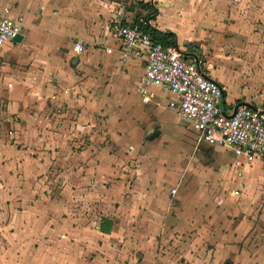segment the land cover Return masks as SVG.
<instances>
[{
	"label": "rangeland",
	"instance_id": "obj_1",
	"mask_svg": "<svg viewBox=\"0 0 264 264\" xmlns=\"http://www.w3.org/2000/svg\"><path fill=\"white\" fill-rule=\"evenodd\" d=\"M259 40L250 46L247 66L211 62V72L243 101L264 107L260 102L264 92V45ZM221 61L225 62L223 58ZM12 65L20 63H10L0 54L1 108L6 107L4 94L8 90L4 67L10 69ZM76 89L66 87L63 95L69 90L81 113L88 99L80 98ZM170 98L172 95L161 101L166 104ZM110 101L102 103L103 109L95 112L93 121L88 122L92 127L87 130L79 126V119L83 125L86 119L69 117V113L59 115L63 106L67 108L63 98L56 105L59 117L51 116V126L47 127L59 134L60 141L65 139L73 156L86 146L92 152L97 149L98 156L102 153L98 160L117 156L118 172L99 185L79 176L81 167L87 163L94 167L98 160L75 159L77 172L68 168L65 173L63 158H51L56 151L47 134L42 140L45 145L31 141L30 145L19 144L20 149L16 148L19 138L15 129L0 136L4 140L0 146L4 155L0 156V176L5 173L9 183L0 198V264H264L259 257L264 255L263 237L256 227L264 208L257 203L264 204V196L253 193L252 181L246 188L241 179L253 166H237L224 148L195 150L193 141L200 143L198 136L182 131L186 129L178 115L167 106L158 108L156 117L151 118L150 112L144 120V106H139L136 92L127 105ZM129 104L135 109L125 113ZM108 107L124 110L107 111ZM145 109L148 113L149 108ZM64 119L75 124L64 127ZM17 120L9 113L4 119L9 125ZM159 133L163 134L160 138ZM12 151L24 155L15 157ZM5 184V179H0V186ZM173 189L176 194H172ZM150 199L152 208L159 204L161 209L167 208L160 212L164 221L154 220ZM103 214L115 221L106 239L94 230Z\"/></svg>",
	"mask_w": 264,
	"mask_h": 264
},
{
	"label": "crops",
	"instance_id": "obj_2",
	"mask_svg": "<svg viewBox=\"0 0 264 264\" xmlns=\"http://www.w3.org/2000/svg\"><path fill=\"white\" fill-rule=\"evenodd\" d=\"M142 2L157 11L156 18L150 21V24L160 31L175 33L178 48L187 56L198 58L205 63L207 75L217 80L223 87L227 105L233 106L237 101H241L259 107L254 102L249 103L245 99L243 101L239 93L234 94L228 86L223 85L224 82L218 76L214 77L211 62L243 68L248 65L250 46L259 39L261 41L258 43L264 45V0H0V14L5 8H9L10 17H22L25 22L23 40L20 43L8 42L0 50L1 56L10 63H20V66L12 65L10 69L4 67L8 74L3 80L8 90L4 94L7 99L4 101L6 110L4 106L0 107V136L5 135L8 130L15 129L16 138L17 136L19 138L16 148L20 149L19 144L30 145L31 141L34 145L37 143L40 146L43 136L46 138L47 134V137L52 138V142L49 143H54L56 151L51 158L55 160L63 158V162L67 164L66 168L64 167L65 173L70 170L76 173L77 167H73L75 159L80 162L81 160L91 162L101 159L102 153L98 156L97 149L92 152L86 146V150L74 153L73 156L65 139L60 141L57 136L59 134L51 133L47 128L51 126V116L53 119L57 116L56 105H60L63 98L66 100L67 108L63 106V113L59 115L69 113V117L78 119L81 117L83 121L86 119L85 125L79 119V126L81 129L87 127V130L92 127L88 122L93 121L95 112L103 109L102 103L109 104L112 103L110 100H115L120 103L119 105L124 103L127 105V100L131 98L133 92L138 95L139 106H144V120L150 116V112L151 118L156 117L158 108L168 107V102L165 104L161 99L171 97V94L160 88L153 89L155 100L151 104L141 103L138 86L144 75L143 68L134 58L129 60L124 58L121 43L115 35L116 22L135 23L143 16L146 17L147 11L137 5ZM79 41L83 43V50L77 54L74 51V44ZM222 58L225 62L221 61ZM261 64L264 66V62ZM216 74L219 75L220 71L217 70ZM66 87L71 89L76 87L79 97L88 99L87 106L81 113L75 108L74 95H68L69 90L63 95ZM89 99H93L94 102ZM260 102L264 105V92L261 94ZM132 105L129 104L130 108H126L125 113L135 109ZM154 105L157 107L152 112L150 108ZM112 108L115 111L124 110L119 107L106 109L112 111ZM145 108H149L147 109L149 114L145 112ZM8 113L18 118L17 122H11V125L6 123L4 119L8 117ZM61 124L70 127L75 122L64 119ZM180 124L186 130L178 129L198 136L190 126L181 122ZM159 135L158 138L163 134ZM3 141L0 140L1 147ZM193 143L196 145L195 150L218 148L203 142L198 143L196 139ZM42 145H45V142ZM224 149L231 155L230 151ZM12 153L15 157L24 155L23 152ZM0 156L4 157L3 154ZM249 166L253 167L249 172H245L241 179L245 181L246 188L247 183L252 181L253 193L264 196V161H257ZM92 167L90 163L81 167L79 172L81 180H90L95 185L102 184L104 179L113 177L112 175L118 172L117 156L102 158ZM7 177L5 173L0 176L6 183L0 186L3 187L0 198L9 189ZM113 190L110 188V191ZM110 191L107 190L106 193H111ZM132 196L131 194L128 199ZM262 205L263 202L257 203V206ZM160 207L162 206L159 204L152 208L150 199V209L154 212L156 221L165 219L160 212L167 211V208ZM261 212L260 225L256 223V227L257 229L260 227L259 234L263 237L261 241L264 242V208ZM103 218L112 223L109 233L101 231ZM97 220L94 230L101 239H106L115 226L114 218L103 214ZM259 257L264 259V255Z\"/></svg>",
	"mask_w": 264,
	"mask_h": 264
},
{
	"label": "built area",
	"instance_id": "obj_3",
	"mask_svg": "<svg viewBox=\"0 0 264 264\" xmlns=\"http://www.w3.org/2000/svg\"><path fill=\"white\" fill-rule=\"evenodd\" d=\"M240 1V0H235ZM9 8L0 14V50L22 34V17L9 16ZM149 21L116 22V38L124 58H134L144 71L138 86L143 105L155 100L154 88L169 92L173 98L168 107L176 112L181 123L197 132L200 142L230 151L237 166L264 161V107L239 103L229 106L221 84L207 75L205 63L187 56L179 48H165L141 29ZM83 43L74 44L80 54ZM237 106V107H236ZM177 190L173 189L172 194Z\"/></svg>",
	"mask_w": 264,
	"mask_h": 264
},
{
	"label": "trees",
	"instance_id": "obj_4",
	"mask_svg": "<svg viewBox=\"0 0 264 264\" xmlns=\"http://www.w3.org/2000/svg\"><path fill=\"white\" fill-rule=\"evenodd\" d=\"M137 5H139V7H141V9L147 11V15L145 17L146 21H149V23H147L146 25H141V29L148 33L152 39L158 43L161 44L163 47L165 48H169V47H176L177 46V36L175 35V33L171 32V31H160L158 30L156 27H154L152 24H150V21H153L156 16H157V11L156 9H154L152 6H149V4H144L142 3H138ZM138 20L135 21V23L138 24ZM241 103V101H237L236 105ZM111 226L112 223L110 220L103 218L102 219V223H101V231L103 233H109L111 230Z\"/></svg>",
	"mask_w": 264,
	"mask_h": 264
},
{
	"label": "water",
	"instance_id": "obj_5",
	"mask_svg": "<svg viewBox=\"0 0 264 264\" xmlns=\"http://www.w3.org/2000/svg\"><path fill=\"white\" fill-rule=\"evenodd\" d=\"M23 40V35L19 34L15 39L14 42L16 43H20ZM237 107V106H236ZM227 264H231V263H227Z\"/></svg>",
	"mask_w": 264,
	"mask_h": 264
}]
</instances>
